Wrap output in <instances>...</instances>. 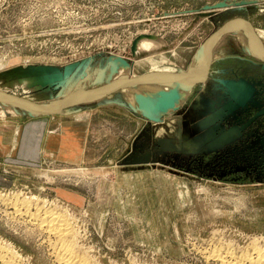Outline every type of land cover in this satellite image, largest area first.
<instances>
[{
	"label": "rangeland",
	"instance_id": "374dc122",
	"mask_svg": "<svg viewBox=\"0 0 264 264\" xmlns=\"http://www.w3.org/2000/svg\"><path fill=\"white\" fill-rule=\"evenodd\" d=\"M242 19L264 31V0H0V91L47 103L76 95L110 60L127 62L130 77L160 56L187 67ZM142 37L153 54L132 53ZM208 58L161 121L129 109L122 90L38 116L50 120L56 153L22 168L0 162L12 179L0 186V264H60L56 239L32 221L38 210L67 219L64 240L87 264H221L213 254L264 252V63L233 34ZM12 113L0 114L7 135L34 119ZM75 116L59 135L58 120Z\"/></svg>",
	"mask_w": 264,
	"mask_h": 264
},
{
	"label": "bare ground",
	"instance_id": "6f19581e",
	"mask_svg": "<svg viewBox=\"0 0 264 264\" xmlns=\"http://www.w3.org/2000/svg\"><path fill=\"white\" fill-rule=\"evenodd\" d=\"M224 34H233L237 36L241 42L242 49L248 55L255 58H264V31L256 28L251 29L242 22V20H235L225 26L215 36H212L211 39L206 41V43L199 48L197 55L193 57L186 72L176 67L173 63H170L165 57L160 56V61L163 62L161 65H157L158 63H153L151 60L152 66L147 72L129 79L128 74H130L131 70L130 65L121 59L114 61L110 60L111 62H109L101 72L98 70L96 71V75L91 78L90 82L84 81L80 85L78 90L79 97L71 98L64 102L53 103L43 108L37 109L39 106L15 103V99L6 95L4 91H0V100H2L0 101V114L13 112L16 115H28L35 118L40 116V111L58 108L70 102L79 104L93 99H99L121 89L129 109L140 113L142 116L153 119L152 121H161L162 113L174 112L176 108L186 100L189 95V89L199 81V74L204 67L212 45ZM146 40L152 39L144 38L138 41L136 53L145 52L149 55L154 53L155 49H153V43L151 44ZM159 82L161 84H155ZM89 84H91V86L88 87ZM167 96L173 98L174 104L171 108H163L161 105V101ZM142 100H145V105H142ZM3 103L9 107L6 109ZM21 204L25 206L23 202ZM31 218L35 223L34 225H37L41 230L47 232L56 239V243L54 244L56 246L54 248L63 251V255L61 257L59 256L60 258L57 257L60 264H87L83 258L73 255L70 250L72 246L69 247V245L66 244L68 242L64 240V237L70 231L66 221L67 219L60 218L58 214L46 210L44 212L38 210ZM2 244L3 243L0 244V248L3 249L5 247ZM212 257L221 262V264H264V252L261 251L254 252V255H244L242 258L239 256L240 260H237V258L229 254L222 256L220 252L213 254ZM5 262L9 264L13 263L12 260Z\"/></svg>",
	"mask_w": 264,
	"mask_h": 264
},
{
	"label": "crops",
	"instance_id": "0c3cea01",
	"mask_svg": "<svg viewBox=\"0 0 264 264\" xmlns=\"http://www.w3.org/2000/svg\"><path fill=\"white\" fill-rule=\"evenodd\" d=\"M221 36L219 38H221ZM219 38L217 39V41L219 40ZM214 44L212 45L211 49L213 48ZM197 53H198V51L196 52V54L194 56H196ZM192 59L189 62V64L187 65V67H184V66L181 67V66H177V65L176 66L186 72L187 69L189 68L191 62H192ZM207 62L208 61L206 59V61H205L206 66H207ZM128 76H129V74H128ZM181 76H184V75H181ZM92 77H94V76H92ZM130 78H134V77L129 76V79ZM200 78H201V72L199 74V80H200ZM149 84H154V83H149ZM155 84H161V83L159 82V83H155ZM193 88H194V86H192L189 89L188 97L190 96V93L193 90ZM119 90H121V89H119ZM76 97H79L78 92L76 95L69 97L67 99H64V100L52 101V102H47V103H36V104H34V106H39V107H37V109L43 108V107L51 105L53 103L64 102L66 100H69L71 98H76ZM188 97L186 98V100L188 99ZM102 98H104V97H102ZM183 103L180 106H178V108H176V110L179 109L183 105ZM170 113H172V112L162 113V116H164L166 114H170ZM37 117H35L34 119H31V120H28L27 122H25L21 126L16 127L14 130V133H12L11 135H7L6 133L0 132V162L2 163V165L3 164H4V166L11 165V166H16V167H20V168L26 167V166H33V165L37 164L40 161L41 156L47 152L46 148L49 150V152L52 153V151H53V154L56 153V151L53 149L55 147H53V144L51 143L52 138L46 132L47 126H48L50 120L47 117H40V118H37ZM68 120L70 122H68ZM68 120H66L64 118L58 120V126H59L58 134L61 135L62 137L66 135V129L64 127L65 125H67V124H70L73 126L79 125V121H80L79 118H76V116L74 118L68 119ZM84 151L85 150H83V153H84ZM11 178H9V179H11ZM11 180L10 181L4 180V178L0 172V186L11 185L10 184Z\"/></svg>",
	"mask_w": 264,
	"mask_h": 264
},
{
	"label": "water",
	"instance_id": "95a60500",
	"mask_svg": "<svg viewBox=\"0 0 264 264\" xmlns=\"http://www.w3.org/2000/svg\"><path fill=\"white\" fill-rule=\"evenodd\" d=\"M219 7H224V4H219L218 5ZM234 21V20H233ZM232 22V21H231ZM231 22H229V23H231ZM242 22H244L246 25H248L251 29H253V27L251 26V24L248 22V21H245V20H243L242 19ZM229 23H227L225 26H227ZM224 26V27H225ZM223 27V28H224ZM222 29V28H221ZM220 29V30H221ZM142 38H145V37H142ZM147 38H151V37H147ZM141 39V38H140ZM152 39V38H151ZM137 42V41H136ZM136 42H134V44H133V46H132V53L133 54H135V51H136ZM257 59L260 61V62H262V63H264V58H261V57H257ZM209 62H210V60H209V58H208V67H209ZM206 72H207V75H208V68H207V70H206ZM0 101H2V100H0ZM145 100H142V105H145L146 104V102H144ZM27 103L29 104V102L27 101ZM173 104H174V101H173V98L172 97H170V96H167L165 99H163L162 101H161V105H162V107L163 108H171V107H173ZM30 105L31 106H34L33 104H31L30 103ZM72 105H74L73 104V102H70V103H68V104H66V105H63V106H61V107H58V108H54V109H50V110H47V111H40V115H47V114H51V113H54V112H57V111H59V110H63V109H66V108H68V107H71Z\"/></svg>",
	"mask_w": 264,
	"mask_h": 264
}]
</instances>
